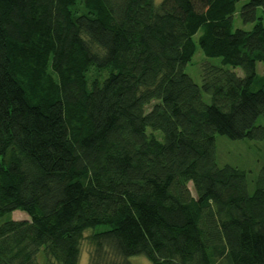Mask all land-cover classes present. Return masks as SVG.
Wrapping results in <instances>:
<instances>
[{
  "label": "trees",
  "instance_id": "1",
  "mask_svg": "<svg viewBox=\"0 0 264 264\" xmlns=\"http://www.w3.org/2000/svg\"><path fill=\"white\" fill-rule=\"evenodd\" d=\"M257 63L264 0H0V264H78L99 226L88 264H264V165L250 192L214 159L264 139Z\"/></svg>",
  "mask_w": 264,
  "mask_h": 264
},
{
  "label": "rangeland",
  "instance_id": "2",
  "mask_svg": "<svg viewBox=\"0 0 264 264\" xmlns=\"http://www.w3.org/2000/svg\"><path fill=\"white\" fill-rule=\"evenodd\" d=\"M161 0H155L157 4ZM244 4L241 1L237 4V10L233 16L232 27L235 29L250 30L252 25H244L239 18L240 7ZM199 33H197L193 40H196ZM205 65L221 66L219 58H207L203 55L201 50L196 46L195 53L188 63L184 72L190 77V79L198 86L202 84V68ZM232 70L230 67H225ZM239 76H242L240 69L234 70ZM256 72L258 75H264V64L257 63ZM202 100L205 104L210 103V98L207 94L202 93ZM150 107V106H149ZM147 107V110L149 109ZM257 125L264 127V118L260 117L257 121ZM157 138L161 139L160 132L155 133ZM214 159L218 167L230 166L247 173L249 191L252 192L253 181L256 179L260 172L261 167L264 165V139L262 140H239L233 141L221 135H215L214 140ZM188 188L191 194L194 195L193 187L191 183L188 184ZM27 215L21 211H15L9 214H5L0 217V225L9 220H21ZM104 230L103 226L96 227L94 229H88L83 233V240L81 241V254L79 256L78 264H88V253L92 250V246L88 241V237L92 234V231L98 232ZM130 264H150L144 256H133L128 259Z\"/></svg>",
  "mask_w": 264,
  "mask_h": 264
}]
</instances>
